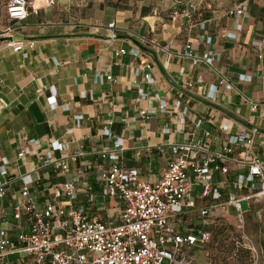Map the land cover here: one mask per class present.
<instances>
[{
	"label": "crops",
	"instance_id": "0c3cea01",
	"mask_svg": "<svg viewBox=\"0 0 264 264\" xmlns=\"http://www.w3.org/2000/svg\"><path fill=\"white\" fill-rule=\"evenodd\" d=\"M27 1L36 14H29L11 35L0 37V163L6 162L5 174L0 175V229L10 237L27 231L24 216L19 222L12 216L24 175L37 209L53 202L54 186L71 182L77 204L89 216L114 221L120 203L101 196L97 174L109 164L98 152L112 148L117 139L119 162L135 169L141 182L158 180L172 144L200 140L209 150H219L226 141L220 130L223 124L229 126V133L238 128L255 130L250 153L264 162V0H60L48 8L41 0ZM243 2L244 16L225 15ZM4 5L0 34L16 25L5 19ZM111 22L115 36L108 43L105 28ZM235 24L240 31L234 39L226 38ZM9 37L32 41L33 49L26 57L13 53L5 45ZM185 45L195 56L211 52L213 70L183 57ZM119 49L125 53L115 56ZM145 65L150 66V83L133 74ZM106 75L111 81H105ZM219 76L237 92L218 86ZM209 85H215L216 91L206 100L202 92ZM159 101L170 115L159 111ZM178 117L183 119L181 133ZM203 131L209 132V139ZM23 149L36 155L17 157ZM248 154L247 149L235 147L229 156L242 160ZM46 156L62 165L44 164ZM226 167L224 175L212 176L224 198L234 192L229 186L236 176L247 172L242 164L226 162ZM199 191L192 187L196 206L203 203ZM248 193V183L234 192ZM245 203L247 229L256 212L264 224L262 203ZM171 223L181 234L201 227L210 231L234 223L233 211L222 213L217 208L200 217L190 210ZM203 250L197 244L184 252L192 264H207ZM0 262L31 264V259L15 252Z\"/></svg>",
	"mask_w": 264,
	"mask_h": 264
},
{
	"label": "built area",
	"instance_id": "2783aa9c",
	"mask_svg": "<svg viewBox=\"0 0 264 264\" xmlns=\"http://www.w3.org/2000/svg\"><path fill=\"white\" fill-rule=\"evenodd\" d=\"M45 8L52 7L60 0H41ZM5 19L13 21L15 26H7L0 34H10L20 28L19 23L29 14H36L37 10L31 7L27 0H7L4 5ZM245 2L225 12L226 16L238 19L244 16ZM106 41L111 43L114 36V25H106ZM240 31V25L235 24L233 33L225 34L226 38L234 39ZM9 35V36H10ZM10 39L5 45L13 53L26 57L33 49L32 41ZM209 38L205 43H209ZM124 50L114 52L115 56L123 55ZM134 52L132 55H136ZM182 56L189 59L192 65L200 62L212 69V53L207 51L201 56L193 55L189 46L185 45ZM150 66L133 70L134 76H140L143 81L150 83L148 73ZM213 70V69H212ZM105 81H111L109 75L104 76ZM200 81V80H199ZM237 81L241 76H237ZM226 89H234L231 82L219 76L216 83ZM216 91L215 85H209L202 92L204 99H212ZM140 93V91H139ZM141 94V93H140ZM142 97V95H141ZM250 104V108L255 106ZM175 107V105L173 104ZM158 109L170 115L163 101L158 102ZM153 112L152 110L149 113ZM147 112L140 111V115ZM76 120L79 117L76 116ZM183 129V119L177 118ZM110 123V122H109ZM200 122L197 120L195 126ZM226 135L225 144L219 150H209L208 144L196 140L192 143L180 142L170 147V157L157 181L153 183L141 182L137 179V172L133 168H126L120 162V139L113 142L112 148L98 152L101 160L109 164L98 170L97 178L100 182V194L120 203L118 215L114 221H102L95 216H89L83 206L77 204V193L73 183L64 182L54 186L51 190L52 203L44 204L37 209L28 192L29 180L26 175L20 176V198L12 207V216L19 222L24 216L26 232H17L10 237L5 230L0 229V259L13 253L22 254L31 259V264H192L185 255V250L195 245L205 246L210 242V231L201 227L179 233L172 220L195 210L200 217H205L215 209L222 213L233 211L234 227L238 232V240L234 241L236 248L245 249L256 264L258 249L244 234V213L239 203L255 200L263 205L264 216V162L250 153L252 135L255 130L243 128L229 133V126L223 124L220 128ZM167 132V129H165ZM107 135L108 130L104 129ZM204 138L209 139V132L203 131ZM55 144L58 147L59 144ZM235 147L248 150L249 154L242 160L229 156ZM36 155L35 151L20 150L17 157L23 154ZM226 162L234 165L242 164L247 168L246 175H238L230 183L229 188L240 192L246 183L251 193L235 195L229 192L224 198L218 190V184L213 182L215 173L224 175L227 172ZM44 164L61 166L57 160L44 157ZM2 160L0 175L5 174ZM257 182V183H256ZM224 181H222V184ZM198 186L199 198L202 204L196 206L192 197V187ZM1 183H0V195ZM91 197L88 198V202ZM257 219L260 212L255 213ZM0 264H8L0 262Z\"/></svg>",
	"mask_w": 264,
	"mask_h": 264
},
{
	"label": "rangeland",
	"instance_id": "374dc122",
	"mask_svg": "<svg viewBox=\"0 0 264 264\" xmlns=\"http://www.w3.org/2000/svg\"><path fill=\"white\" fill-rule=\"evenodd\" d=\"M6 0H0V18L2 19L3 5ZM241 210L246 211L245 202L239 203ZM228 212L231 214L232 209ZM255 223L247 229L244 225V234L259 249L256 264H264V224L262 220L255 218ZM234 223H224L221 227L210 230V242L204 246L203 258L207 264H252L249 253L242 247L236 248L234 241L238 240V232ZM243 244V242H240ZM262 250V253H260Z\"/></svg>",
	"mask_w": 264,
	"mask_h": 264
}]
</instances>
